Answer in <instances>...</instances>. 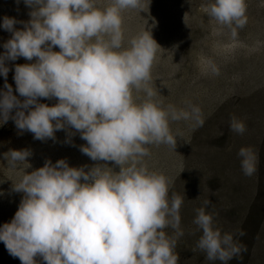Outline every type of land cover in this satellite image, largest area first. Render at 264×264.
Segmentation results:
<instances>
[{
	"label": "clouds",
	"instance_id": "1",
	"mask_svg": "<svg viewBox=\"0 0 264 264\" xmlns=\"http://www.w3.org/2000/svg\"><path fill=\"white\" fill-rule=\"evenodd\" d=\"M22 2L30 9L27 22L0 18V29L11 33L0 45V77L5 78L0 124L11 118L17 129L41 141L55 139V131L71 126L86 141L82 153L94 161H113L119 171L111 174L94 166L86 172L58 159L24 172L13 186L24 195L10 222L0 225V242L21 264H37V255L45 264H177L176 239L164 229L183 235L178 214L182 199L169 200L166 177L149 171L141 159L150 144L175 148L170 120L191 119L199 127L203 119L198 107L178 111L152 101L150 70L159 46L149 31L122 46L120 13L141 12L144 0H111L103 10L95 0ZM206 11L223 26L246 23L245 0H214ZM17 23L23 28H14ZM18 57H35L33 63L14 65L15 91L23 101L6 81V61ZM134 89L143 90L147 99L135 103ZM53 97L57 102L52 106L38 102ZM229 126L236 133L245 131L235 118ZM30 155L23 149L4 154L12 168L19 163L28 167ZM238 156L243 173L252 175L257 159L253 150L242 147ZM193 223L202 233L197 248L208 260L227 264L245 250L231 233L214 228L204 208L197 210Z\"/></svg>",
	"mask_w": 264,
	"mask_h": 264
},
{
	"label": "rangeland",
	"instance_id": "2",
	"mask_svg": "<svg viewBox=\"0 0 264 264\" xmlns=\"http://www.w3.org/2000/svg\"><path fill=\"white\" fill-rule=\"evenodd\" d=\"M214 0H144L142 11L122 10V46L149 31L157 43L150 70L151 98L160 107L173 106L178 111L198 107L202 126L191 119L169 121L176 145H147L148 155L141 164L149 171L162 174L169 184L168 198L182 199L179 230L164 229L174 237L177 264H221L210 261L197 248L201 231L193 223L197 210L204 208L213 218V226L231 233L245 249L227 264H264V0H245L246 23L241 28L218 24L206 9ZM111 0H95L103 10ZM30 9L22 0H0V18L8 16L27 22ZM14 28L22 29L17 23ZM233 30L235 35H233ZM11 33L0 29V45ZM4 49L0 47V52ZM53 51H59L53 46ZM23 57L6 61V81L15 91L14 65L33 63ZM5 78L0 77V89ZM135 103L144 102L143 90L132 92ZM39 103L54 105L56 98H38ZM32 106H30L31 108ZM15 109L13 110L14 114ZM10 114V116L12 115ZM27 114V110H25ZM235 118L245 125L243 133L230 129ZM55 139H34L27 130H19L11 118L0 124V225L10 222L23 197L13 191L24 174L42 167L45 161L64 159L70 167L87 172L100 166L111 174L119 171L113 161H94L80 151L87 146L80 133L71 126L54 132ZM251 148L256 155V170L247 176L240 166L238 151ZM28 150L26 163L9 166L4 154L9 150ZM27 167V168H26ZM205 201H209L205 204ZM243 232V235L240 233ZM37 264H45L37 255ZM0 264H21L0 242Z\"/></svg>",
	"mask_w": 264,
	"mask_h": 264
},
{
	"label": "trees",
	"instance_id": "3",
	"mask_svg": "<svg viewBox=\"0 0 264 264\" xmlns=\"http://www.w3.org/2000/svg\"><path fill=\"white\" fill-rule=\"evenodd\" d=\"M42 99H46V98H42Z\"/></svg>",
	"mask_w": 264,
	"mask_h": 264
}]
</instances>
